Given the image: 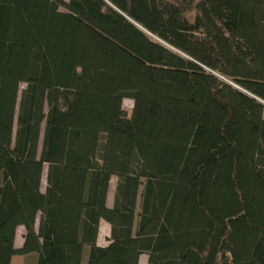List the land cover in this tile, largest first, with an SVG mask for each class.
Instances as JSON below:
<instances>
[{"label": "trees", "instance_id": "trees-1", "mask_svg": "<svg viewBox=\"0 0 264 264\" xmlns=\"http://www.w3.org/2000/svg\"><path fill=\"white\" fill-rule=\"evenodd\" d=\"M85 251L264 264V0H0V264Z\"/></svg>", "mask_w": 264, "mask_h": 264}, {"label": "rangeland", "instance_id": "rangeland-1", "mask_svg": "<svg viewBox=\"0 0 264 264\" xmlns=\"http://www.w3.org/2000/svg\"><path fill=\"white\" fill-rule=\"evenodd\" d=\"M24 87V84H21L19 87V93ZM123 106L125 109L128 111L132 107V100L125 98L123 100ZM45 175H46V165L43 168V175H42V181H41V188L42 190L45 189L46 181H45ZM115 182L116 178L112 177L110 186H109V191H108V196H107V204L111 206L112 204V199H113V192H114V187H115ZM22 233H23V228H18L17 233H16V238H15V247H19L22 244ZM109 233H110V226L107 222L104 220H101L99 223V230H98V243L101 245H107L108 244V238H109ZM83 264H85V259H86V251L83 256ZM27 256L23 255H15L12 257L11 263L10 264H34V262L29 261ZM147 262V255L142 254L140 256L138 264H146Z\"/></svg>", "mask_w": 264, "mask_h": 264}, {"label": "crops", "instance_id": "crops-1", "mask_svg": "<svg viewBox=\"0 0 264 264\" xmlns=\"http://www.w3.org/2000/svg\"><path fill=\"white\" fill-rule=\"evenodd\" d=\"M19 228H22V227H19ZM97 240H98V237H97ZM97 244H98V245H101V244L98 243V241H97ZM101 246H104V245H101Z\"/></svg>", "mask_w": 264, "mask_h": 264}, {"label": "water", "instance_id": "water-1", "mask_svg": "<svg viewBox=\"0 0 264 264\" xmlns=\"http://www.w3.org/2000/svg\"><path fill=\"white\" fill-rule=\"evenodd\" d=\"M239 88V87H238Z\"/></svg>", "mask_w": 264, "mask_h": 264}]
</instances>
